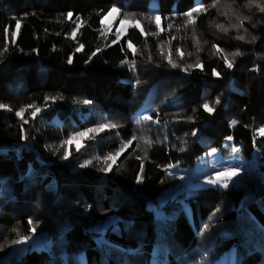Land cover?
Returning <instances> with one entry per match:
<instances>
[{"label": "trees", "instance_id": "obj_1", "mask_svg": "<svg viewBox=\"0 0 264 264\" xmlns=\"http://www.w3.org/2000/svg\"><path fill=\"white\" fill-rule=\"evenodd\" d=\"M113 8L115 26L137 24L121 38L104 30ZM261 8L0 0V264H264V178L196 187L232 159L264 175ZM213 153L222 166L199 167ZM184 178L194 187L162 203ZM41 235L44 248L10 258Z\"/></svg>", "mask_w": 264, "mask_h": 264}, {"label": "rangeland", "instance_id": "obj_2", "mask_svg": "<svg viewBox=\"0 0 264 264\" xmlns=\"http://www.w3.org/2000/svg\"><path fill=\"white\" fill-rule=\"evenodd\" d=\"M118 16H119V11L112 13L111 15H107L104 20H103V25H104V30L106 32H111L112 30H116V35L121 38L123 37L129 28H131L132 26L136 25L133 21H129V20H125L122 22H119L116 26L115 23L118 20ZM148 103V101L146 102ZM153 112V108L151 105L146 104L145 106H143V108L137 112L134 115V120L137 122H146L150 119V116ZM144 116H148L149 119L148 120H144L143 117ZM261 133V131H260ZM83 139H85L84 137L81 136H76L74 139V143L79 146V148L82 147V141ZM219 159H221V156H217L213 154H210L209 156L204 157L200 164L199 167H201L202 169L207 168V167H221L222 165H215V163L217 161H220ZM232 164L230 165H223L224 170L228 169V168H239L240 169V175L237 177L232 178V180L229 182L228 187H224L222 183L217 182V183H209L207 181L205 182H201L199 184L196 185V187H209V186H215V187H221L223 189L226 188H230L232 186H241L243 184H245L248 180H251L253 176H257L259 178H264V175H262L259 166L257 165L256 161L252 162V161H245L244 159H232L231 161ZM216 177V176H215ZM215 179V178H214ZM184 185L185 188L183 187L181 189L175 190V191H171L168 192L167 195L163 196L161 198V202L165 203L170 199H177L176 197L179 195H182L184 191H189L191 190V187H194L193 185H190L188 183V179L184 178ZM48 243H50L47 235H41V236H37L35 238H33L30 241H25L23 243H21L18 247H16L10 258L13 256H20L22 254H24L28 249L30 248H44L46 245H48ZM9 260V259H8ZM216 264H228V255H224L223 257H221L219 260H217Z\"/></svg>", "mask_w": 264, "mask_h": 264}, {"label": "snow or ice", "instance_id": "obj_3", "mask_svg": "<svg viewBox=\"0 0 264 264\" xmlns=\"http://www.w3.org/2000/svg\"><path fill=\"white\" fill-rule=\"evenodd\" d=\"M202 8H203V5L201 4L199 7H195V8H193L191 11H188V12L186 13V15H187L188 17H192L193 12H200V11L202 10ZM118 11H119V9H117V8H113V9L111 10V12L108 13V15H111L112 13H115V12H118ZM261 11H264V8H261ZM69 15H71V14H69ZM153 20L156 21V22H158V21L160 20V17H159V16H155V17H153ZM192 23L194 24V23H195V20H192ZM16 28H17V29L19 28V23H17ZM73 38H74V36H73ZM237 38H238V39H243L242 36H241V37H237ZM253 39H255V38H253ZM129 47H132L130 41H129ZM239 54H240V53H238V52L235 53V55H239ZM169 63H172V61H171L170 58H169ZM176 66H177V65L173 64V67H176ZM227 66H228V67H232V64H231V63H228ZM217 103H219V101H217ZM203 108H204L206 111H212V110H213L212 108L209 107L208 104H204V105H203ZM21 118L23 119L22 114H21ZM143 119H144V120H148L149 117H148V116H144ZM25 122H27V121H25ZM103 127H109V125L105 124V125H103ZM111 127H115V125H111ZM87 134H88L87 132H81V133H79L78 135L81 136V137H83V136H86ZM193 134H195V133H193ZM261 134L264 135V130H261ZM73 139H75V137H73ZM228 139H231V137H229ZM145 142H146V143H149V144L151 143V141H145ZM66 143L71 144L72 141L69 140V141H66ZM121 150H123V149H121ZM236 151H239V149H236ZM116 155H119V153H117ZM65 158H67V157H65ZM107 159H108V160H113V161H114L115 157L112 156V155H110V156L107 157ZM109 167H110V166H109ZM102 170H105V169H102ZM239 175H240V169H239V168H228V169H226V170H223V171H221V172H218L217 175H216V177H215V179H210L208 182H209V183H217V182H220V183L223 184L224 187H228V184H229V182L232 180V178L237 177V176H239ZM27 239H28V237H23V238H21L20 240L15 241V243H23V242H25Z\"/></svg>", "mask_w": 264, "mask_h": 264}]
</instances>
